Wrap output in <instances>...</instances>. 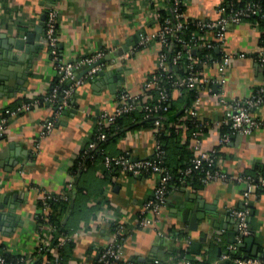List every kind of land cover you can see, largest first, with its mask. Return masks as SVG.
<instances>
[{
  "label": "crops",
  "instance_id": "obj_1",
  "mask_svg": "<svg viewBox=\"0 0 264 264\" xmlns=\"http://www.w3.org/2000/svg\"><path fill=\"white\" fill-rule=\"evenodd\" d=\"M222 1L184 0L185 16L214 18L215 7ZM165 5L164 0H155L154 4L149 0H0V35L21 37L33 31L43 12L54 8L61 62L106 52L101 66L105 75L97 76L96 82L87 81L86 75L79 77L82 84L44 137L39 138V133L52 117L53 105L41 102L29 111L6 116L0 137V214H3L0 245L9 254L25 256L29 264L36 257L38 246L46 242L50 228L39 224L37 219L39 214H44L39 206L44 191L66 192L71 196L70 211L63 220L71 240L63 248L62 264H95L118 227L123 230L120 241L123 257L137 264H150L154 260L183 264L184 259L194 264L199 261L217 264L224 260L220 256L228 252L229 244L235 247L232 257L245 255L250 247L251 251L257 250V256H264V186L250 195L246 236L253 239L248 248L238 229L235 237L236 243L242 245L240 248L229 243L227 235L229 228L238 225L229 210L243 207L242 193L246 189V184L236 178L243 174L257 175L259 170L264 173V126L248 136L230 134L229 141L220 144L222 133L228 129L219 123L225 106L218 100L221 89L217 86L211 93L198 87L193 90L196 97L191 106L195 104V119L182 113L188 95L180 98L179 92H174L172 98L179 105L169 114L168 127L174 128L180 146L184 145L192 157L216 150L217 165L229 180L205 185L191 180L181 184L173 174L159 216H150L152 225L137 226V214L158 183L156 176L133 175L118 168L107 170L101 163L98 170L87 171L79 181L71 174L76 157L96 131L99 113L114 111L121 91L132 96L144 94L143 84L156 69L159 46L154 43L140 47L138 42L142 34L152 32L157 26L154 8ZM261 32L262 25L247 18L228 27L225 43L215 52L218 57L231 56L229 66L223 71L225 83L221 90L228 102L249 96L262 81L263 68L251 57L260 48ZM208 38L214 39L212 34ZM43 39V31L36 33L33 40L42 46L29 52L28 58L12 63L1 61L8 63L10 71L5 73L12 76L7 86L18 88L13 92L0 91V118L7 109L47 94L58 81ZM235 52L247 56L235 58ZM198 69L201 75L214 78L221 75L215 64L200 65ZM83 72L84 69L78 74ZM252 113L264 120V103L253 108ZM193 132L199 136L198 149ZM105 149L111 155L128 153L134 159L148 158L156 149L155 134L152 128L140 126L135 117H124L107 139ZM77 184L82 187L78 194ZM185 208L189 214L195 208L206 212L205 220L197 221V231H189L188 221L177 215ZM8 215L11 220L5 217ZM204 234L207 237L199 253H186L190 242ZM57 251L52 249L53 253Z\"/></svg>",
  "mask_w": 264,
  "mask_h": 264
},
{
  "label": "built area",
  "instance_id": "obj_2",
  "mask_svg": "<svg viewBox=\"0 0 264 264\" xmlns=\"http://www.w3.org/2000/svg\"><path fill=\"white\" fill-rule=\"evenodd\" d=\"M155 0H149L150 4H154ZM173 11L169 16H162L160 13L161 7L156 6L153 11L154 19L156 20V28L149 33L140 36L138 46L146 47L156 43L159 46L157 55L156 69L145 80L143 84L144 94L132 96L127 92L121 91L118 93V103L114 111L101 112L96 119V131L92 139L81 150V156L84 158L89 151L94 154L103 156V166L110 170L118 168L124 172L133 175L150 174L158 178V183L152 195L145 201L142 208L137 214L136 225L146 226L152 225L153 219L159 216L161 208L164 205L166 195L169 190V182L173 173L163 165L165 151L158 137L159 131H163V125L160 121L158 113L167 110L166 103L170 98L169 88H177L179 85L186 87L188 90H196V87L212 92L213 87L217 86L222 90V85L225 83L223 71L226 69L231 60V56L221 54L216 59L213 55L207 53L204 59L196 56L197 51L220 49L225 43L226 30L229 26L237 25L244 22L248 17L252 16L257 23L264 24V0H223L215 7L216 17L214 18H189L185 16V12L180 11V6L184 5V0H172ZM43 21V37L45 45L48 49L50 60L53 63L56 74L60 82L68 85L59 91L57 87L52 88L50 93L40 97L31 98L28 101H23L17 104L12 109H7L4 116L0 118V137L3 135L6 116L16 115L21 112L29 111L37 107L41 102H47L54 107L52 117L42 125V130L39 133V138L47 135L55 126L58 117L62 111L69 106L71 97L75 90L82 84V79L74 80V70L83 65H89L98 62L106 52L98 51L90 56L83 57L73 62H61L59 39L57 34V11L50 8L45 12ZM195 26V30L187 39L183 38V32L188 24ZM212 34L213 40L208 38ZM173 37L180 47L169 55V38ZM260 48L258 52L251 55L253 59L263 68L262 81L253 90L252 94L245 98L234 99L228 102L223 95V91L218 92V100L225 106L224 115L220 124L228 127V132L223 133L219 140L220 144L229 141L230 134L251 135L256 129L264 126L262 118L255 117L252 113L253 108L264 103V29L260 35ZM128 56V54H125ZM235 58H244L247 56L244 52H235ZM215 64L218 66L221 75L217 78L201 75L199 72L200 65ZM180 64L183 72L182 79L177 80L171 70L172 66ZM102 63L92 68L87 77H92L93 73L102 69ZM155 90L156 98L151 101V95L147 91ZM177 91V90H174ZM178 92V91H177ZM149 100L150 102H148ZM141 110L146 118L156 116L154 120V134L156 138V149L151 157L143 159H134L128 153L120 155H110L101 144L106 141V130L112 125L117 117L130 114L134 111ZM188 117L195 119L197 111L195 104L183 110ZM192 135L196 139V148L200 142L198 133L193 132ZM101 174V173H99ZM197 174V175H196ZM176 181L185 184L188 181L197 178L201 184H207L214 181H226L230 177L223 173L217 165L216 150L210 152H200L197 156L190 159L189 163L179 169L176 174ZM237 181L246 184V189L242 193L243 207L229 210L230 215L238 222V233L240 236L248 234V218H249V200L250 195L256 193V190L264 186V176L259 180L254 179L250 175H240L236 178ZM72 184H68V189ZM58 196L62 199H67L66 192L52 194L42 191L39 202L42 211L46 215L49 210L48 200ZM50 234L46 242L39 245L36 253L43 251L47 243L53 237L54 228L50 225ZM42 227V225H41ZM123 239V230L118 227L114 231V237L111 242L106 244L95 264H137L134 261L125 259L120 248V241ZM71 238L69 236H59L56 246L61 248ZM228 252L220 256L221 259H231L233 264H264V256H236L232 257V252L235 250L234 245L227 246ZM4 249L0 250V264H25L27 258L25 256H17L14 261H7L3 255ZM183 264H194L190 260L184 259ZM52 264H61V258L56 252ZM150 264H163L160 260H154ZM195 264H211L205 261H199Z\"/></svg>",
  "mask_w": 264,
  "mask_h": 264
},
{
  "label": "trees",
  "instance_id": "obj_3",
  "mask_svg": "<svg viewBox=\"0 0 264 264\" xmlns=\"http://www.w3.org/2000/svg\"><path fill=\"white\" fill-rule=\"evenodd\" d=\"M164 2L166 5L164 8H162L160 10V13L162 16H168V15L170 16L172 11H173V2H172V0H164ZM184 10H185V6L184 5L180 6V11L184 12ZM248 18L255 21V19L252 16H250ZM258 24L262 25V30H263L264 24L262 22H259ZM194 31H196L195 26L193 24L189 23L186 30H184V32H183V38L187 39L188 37H190V35ZM179 47H180V44H177L175 42V40L173 39V37H170L169 38V48L167 49V51L169 52V55H171L174 52V50L178 49ZM207 53L213 55V57L216 59L219 58L215 54V50H213V49L210 51H207L205 49L201 50V51L198 50L196 53V56H198L200 59H204V57ZM171 70L174 74L175 79H177V80L182 79L183 72L180 68V64H178L177 66H172ZM65 86H66V83L60 82V80L58 79V81L52 85V87L48 93H50L52 88L57 87L59 89V91H61V89L64 88ZM174 90H177L179 92L180 98L183 97L185 94L188 95L184 99V103H185L184 109L191 106L192 101L196 97V93H195V91L188 90L186 87L181 86V85H179L177 88L170 87L169 88L170 98L166 103L167 110L163 111L161 113H158V116H160L159 119L162 122V125L164 128L163 131H159V134H158V137H159V139L162 143L163 149L165 151V157H164L163 165L165 167H167L173 174H176V172L179 169L185 167L189 163L190 159L192 158V155L187 149H185L184 145L180 146L178 133H176L174 128L168 127L169 114L174 109H176L179 105V104H176L175 103L176 101L172 98L174 92H176ZM147 94L151 95V99H150L151 101L155 100V98H156L155 90L147 91V93L145 95H147ZM147 101L150 102L149 100H147ZM136 113H138V114H136ZM124 117H135L136 120L140 121V126H142L144 128H150V129L152 128L154 130V120H155L156 116L146 118L144 116V113L141 110H137V111H134L130 114H126V115L117 117L115 122L112 125H110V127L106 130L107 139L113 134L115 126L117 124H119L120 120ZM174 119H175V117H174ZM225 129L227 130L228 127L225 126ZM224 133H226V132H224ZM107 139H106V141H107ZM106 141H104L101 144V146L104 149H105ZM105 151H106V149H105ZM81 155L82 154L80 152L78 154V156L76 157L74 164L71 168V174L73 175L74 179L78 180V181L83 176V174H85L87 171L93 170L92 172H94V170H96V168L98 170L99 163H101V165L103 166V156L102 155L94 154L92 151H89L88 154L84 158ZM144 175H150V174H144ZM244 175H246V174H244ZM247 175H250L254 179L259 180V178L261 176H264V173L262 170H259V173L257 175H253V174H247ZM174 176H176V175H174ZM194 180L198 181L197 178H194L193 181ZM261 188L257 189L256 192H259ZM81 190H82V187H80V185L77 184L76 193L77 194L80 193ZM47 203L49 205L48 213L46 215L43 213L39 214L37 219H38L39 224L41 223V224L50 225L54 228L53 237L50 239V241L45 246L43 251H41L40 253H37L35 259L33 261L29 262V264H52L54 256H55V253L52 252V249L56 248L58 250L57 253L59 254V256L61 258L63 248L65 247V245H67L70 242V241H68L61 248H57V246H56L57 238L59 236H62V235L69 236L68 235L69 231L67 229L66 224L63 223V220H64V217L70 211L71 196L67 194V199H62L58 196H55L54 198L49 199ZM39 206H41L40 202H39ZM1 249H3V247L0 245V250ZM3 255L7 261H14L17 258V256L11 255L6 251H3ZM178 258H181V255H179ZM25 264H27V263H25ZM61 264H62V262H61Z\"/></svg>",
  "mask_w": 264,
  "mask_h": 264
},
{
  "label": "water",
  "instance_id": "obj_4",
  "mask_svg": "<svg viewBox=\"0 0 264 264\" xmlns=\"http://www.w3.org/2000/svg\"><path fill=\"white\" fill-rule=\"evenodd\" d=\"M45 12L42 13L40 17V22L38 25L35 26L33 31H28L25 32V34L21 37H13V38H7L5 35H0V91L4 89H8L10 92H13V90H17V86L13 87H8V82L9 79L12 78L11 74H6L5 71L8 70L10 71V68L8 66V63H12L14 60H23L24 58H28L29 52H34L38 50L41 46L42 43L39 41H34L33 38H35L36 33H42L43 31V21L45 19ZM44 38V37H43ZM44 40V39H43ZM45 42V40H44ZM31 45V46H28ZM11 49H14L15 51L12 52ZM218 49H215V52H217ZM3 60H8V63H2L1 61ZM104 58L100 59L98 62L89 64V65H83L78 69L74 70V80L78 79L80 76L87 75L88 72L97 66L98 64L104 62ZM10 65V64H9ZM84 69L83 74H78L79 71ZM100 75H105V71L103 69H100L96 72L93 73L92 77H88L87 81L91 82H96L97 81V76ZM70 82V81H68ZM18 83V82H17ZM114 83V82H113ZM15 85V84H14ZM111 87H114L113 84H110ZM14 88V89H13ZM216 89V87H214ZM12 94V93H11ZM10 94V95H11ZM251 206V204H249ZM182 221H188V230L189 231H197V221L198 219L205 220L206 218V212L200 211L199 209L195 208L192 210L189 214V210L187 208L180 210V212L177 214ZM3 217V214H0V219ZM7 219L11 220V216H5ZM237 224V222H236ZM2 225L4 226H10V223L7 225L6 223H3ZM238 229V225H236L234 228H229V232L227 233L228 235V242L229 243H236V231ZM8 230V229H7ZM251 231V230H250ZM207 237V234H204L202 237H199L197 241H191L189 244V249L185 250L186 253H199V247L202 242H205ZM243 237V243L247 244V248L249 244L252 242L253 237H248V236H241ZM242 245L236 243V247L240 248ZM250 249H246V254L242 255L243 256H257V250L251 251ZM249 250V251H248ZM254 250V249H252ZM234 256V255H233ZM217 264H233V261L231 259H224V260H219Z\"/></svg>",
  "mask_w": 264,
  "mask_h": 264
}]
</instances>
